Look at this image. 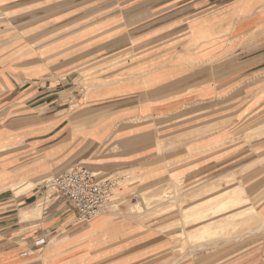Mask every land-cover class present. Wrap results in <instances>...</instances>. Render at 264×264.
Masks as SVG:
<instances>
[{
  "label": "crops",
  "instance_id": "0c3cea01",
  "mask_svg": "<svg viewBox=\"0 0 264 264\" xmlns=\"http://www.w3.org/2000/svg\"><path fill=\"white\" fill-rule=\"evenodd\" d=\"M84 2L0 0V264H133L147 248L125 214L77 223L66 204L47 203L41 218H22L42 180L68 168L129 172L142 184L205 180L264 151L260 126L239 129L264 118V0H145L132 12ZM98 7L112 11L96 9L71 35L52 31L69 12ZM104 44L103 59H137L96 66ZM103 69L81 92L83 76ZM24 179L38 186L17 203L9 185Z\"/></svg>",
  "mask_w": 264,
  "mask_h": 264
},
{
  "label": "rangeland",
  "instance_id": "374dc122",
  "mask_svg": "<svg viewBox=\"0 0 264 264\" xmlns=\"http://www.w3.org/2000/svg\"><path fill=\"white\" fill-rule=\"evenodd\" d=\"M84 1L86 0H83V5L89 4ZM87 1L100 3L110 0ZM113 1L116 10L130 5L131 12L135 10L133 7L146 4L145 0ZM98 8L73 10L66 14L67 17L71 16L66 19V23L54 26L52 31L56 34L63 33L61 36L71 35L90 25L88 23L91 16L95 17L91 12L96 9L99 11V18L100 13L112 11L110 8ZM80 12L81 18L77 17ZM80 21H87V24H75ZM22 37L18 38V43L24 41ZM109 44L98 48V55L101 52L100 55L103 56H97L96 66L114 61L110 67L113 68L137 59L136 52L123 59L120 56L103 59L106 53H112L105 50ZM129 50L133 54L131 44ZM113 52L117 53L116 50ZM105 70L107 69L83 76L84 79L79 82L81 92L89 91V76L100 75ZM52 107L63 106L57 104ZM200 112L197 114H201ZM182 118L175 121L177 126L196 120L193 115ZM254 127H259L257 130L264 133V118L241 122L239 125L242 131ZM252 159L253 162L247 169H238L234 175L205 180L197 177L191 180L181 178L154 184H142V179L137 178L134 186L118 191V196L122 198L116 214L127 215L137 224L139 231L143 232L141 235H148V242L143 244L147 248L131 255L137 261L133 264H264V151L259 149L252 155ZM237 175L239 177H235ZM35 186H38L36 180L26 179L9 185L11 192L17 196V203ZM134 195H137L138 200L132 198ZM46 205L44 197L39 196L28 209L24 207L26 210L22 211V218H41ZM58 236L60 237L57 238ZM62 236L63 230L50 239L49 243Z\"/></svg>",
  "mask_w": 264,
  "mask_h": 264
},
{
  "label": "built area",
  "instance_id": "2783aa9c",
  "mask_svg": "<svg viewBox=\"0 0 264 264\" xmlns=\"http://www.w3.org/2000/svg\"><path fill=\"white\" fill-rule=\"evenodd\" d=\"M133 176L129 172L104 174L76 165L43 179L40 195L46 203L66 204L75 222H88L102 214L118 213L122 198L118 191L134 186L137 179ZM132 198L138 200L137 195ZM44 243L45 239L38 238L34 245Z\"/></svg>",
  "mask_w": 264,
  "mask_h": 264
}]
</instances>
